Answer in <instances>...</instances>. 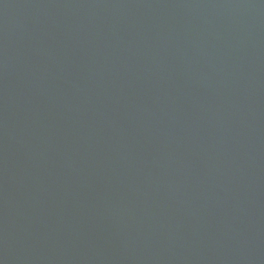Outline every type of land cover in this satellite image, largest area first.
I'll list each match as a JSON object with an SVG mask.
<instances>
[{"label":"water","instance_id":"obj_1","mask_svg":"<svg viewBox=\"0 0 264 264\" xmlns=\"http://www.w3.org/2000/svg\"><path fill=\"white\" fill-rule=\"evenodd\" d=\"M0 264H264V0H0Z\"/></svg>","mask_w":264,"mask_h":264}]
</instances>
